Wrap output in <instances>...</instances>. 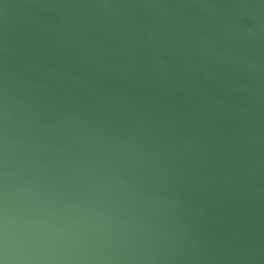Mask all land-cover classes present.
Returning a JSON list of instances; mask_svg holds the SVG:
<instances>
[{
	"label": "clouds",
	"instance_id": "obj_1",
	"mask_svg": "<svg viewBox=\"0 0 264 264\" xmlns=\"http://www.w3.org/2000/svg\"><path fill=\"white\" fill-rule=\"evenodd\" d=\"M3 8L0 264L249 259L264 215V34L234 21L264 19V0ZM21 35L41 58L18 56Z\"/></svg>",
	"mask_w": 264,
	"mask_h": 264
},
{
	"label": "water",
	"instance_id": "obj_2",
	"mask_svg": "<svg viewBox=\"0 0 264 264\" xmlns=\"http://www.w3.org/2000/svg\"><path fill=\"white\" fill-rule=\"evenodd\" d=\"M27 0H2L0 2V36L3 34V24L5 19V11L3 5H18L26 3ZM220 3H228L230 0H217ZM235 26L240 29L242 32L249 30L257 35L264 34V19L259 17H253L251 15L245 16L243 19H236L234 21ZM246 34V33H245ZM18 56L22 60L32 58L33 60L41 58L43 53V44L40 41H37L35 37L29 38L26 35H21L18 38ZM254 44H257V41H253ZM3 54L0 53V60H2ZM58 67L63 68L64 65H59ZM223 99L222 96L218 97ZM259 127V126H257ZM257 219L256 232L258 238L256 239L255 246L250 250V258L245 260L243 264H264V239H261V236H264V227L261 226V222L264 221V215L258 209L256 213Z\"/></svg>",
	"mask_w": 264,
	"mask_h": 264
}]
</instances>
